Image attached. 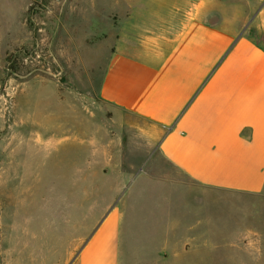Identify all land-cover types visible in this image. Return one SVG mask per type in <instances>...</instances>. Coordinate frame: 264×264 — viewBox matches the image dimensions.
Instances as JSON below:
<instances>
[{
	"label": "crops",
	"instance_id": "1",
	"mask_svg": "<svg viewBox=\"0 0 264 264\" xmlns=\"http://www.w3.org/2000/svg\"><path fill=\"white\" fill-rule=\"evenodd\" d=\"M230 1L131 0L100 98L150 123L159 141L145 145L154 154L136 174L120 178L71 264L225 262L206 198L264 192V0ZM47 198L34 193L38 215Z\"/></svg>",
	"mask_w": 264,
	"mask_h": 264
},
{
	"label": "rangeland",
	"instance_id": "2",
	"mask_svg": "<svg viewBox=\"0 0 264 264\" xmlns=\"http://www.w3.org/2000/svg\"><path fill=\"white\" fill-rule=\"evenodd\" d=\"M132 3L0 0V264H71L120 178L152 158V125L100 98ZM35 192L51 198L41 215ZM205 206L222 264H264V192L212 190Z\"/></svg>",
	"mask_w": 264,
	"mask_h": 264
}]
</instances>
